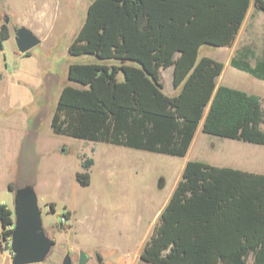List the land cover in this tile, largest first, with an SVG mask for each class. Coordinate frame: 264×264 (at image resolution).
Wrapping results in <instances>:
<instances>
[{
    "label": "trees",
    "instance_id": "1",
    "mask_svg": "<svg viewBox=\"0 0 264 264\" xmlns=\"http://www.w3.org/2000/svg\"><path fill=\"white\" fill-rule=\"evenodd\" d=\"M251 6L264 15V0H91L66 50L92 61L68 65L51 132L183 158L201 123L209 136L264 147V100L217 85L223 63L198 58L203 46H231ZM8 38L3 24L0 44ZM254 54L237 50L229 65L263 80L264 58ZM169 67L173 96L160 78ZM93 161L81 160L75 173L81 188L90 184ZM12 228V213L0 204V252L8 250ZM139 259L264 264V174L186 161Z\"/></svg>",
    "mask_w": 264,
    "mask_h": 264
},
{
    "label": "rangeland",
    "instance_id": "2",
    "mask_svg": "<svg viewBox=\"0 0 264 264\" xmlns=\"http://www.w3.org/2000/svg\"><path fill=\"white\" fill-rule=\"evenodd\" d=\"M90 2L0 0V25L8 17L5 25L14 35L13 28L20 27L17 23L25 19L36 27L34 34L40 39V44L28 52L33 55L31 59L15 58L13 40L2 43L6 72L14 70L17 77L11 76L13 83L3 79L0 84V97L14 94L7 104L0 103V204L10 209L14 219V190L32 185L43 229L55 243L38 264H61L66 254L71 264H77L80 251L88 257L85 264H137L140 249L186 160L215 161L216 140L229 145L226 154L236 162L247 160L244 151L249 147L257 153L264 151L263 146L209 136L202 133L201 126L183 158L53 134L50 120L58 93L69 84L68 65L92 61L89 56L70 57L66 50ZM233 44L236 51L248 48L256 59L264 57V24L252 6ZM198 53L214 58L216 48L203 46ZM224 76L230 87L264 99V84L251 75L229 67ZM171 89L166 83V96ZM88 158L94 160L89 169L90 184L81 188L75 173L82 172L81 160ZM254 158L255 169L261 170L264 155ZM262 167L260 173L264 174ZM11 259L9 244L8 250L0 252V264H11Z\"/></svg>",
    "mask_w": 264,
    "mask_h": 264
},
{
    "label": "water",
    "instance_id": "3",
    "mask_svg": "<svg viewBox=\"0 0 264 264\" xmlns=\"http://www.w3.org/2000/svg\"><path fill=\"white\" fill-rule=\"evenodd\" d=\"M8 22L9 19L5 16L4 23L7 24ZM14 42L17 51L25 54L40 44V39L30 29L20 26L14 30ZM13 204L14 219L10 237L11 264L41 263L55 243L43 229L41 212L32 185L16 188ZM87 261V255L80 251L77 264H85ZM96 261L97 263L101 262L98 255H96ZM61 264H71V258L68 254L63 257Z\"/></svg>",
    "mask_w": 264,
    "mask_h": 264
},
{
    "label": "crops",
    "instance_id": "4",
    "mask_svg": "<svg viewBox=\"0 0 264 264\" xmlns=\"http://www.w3.org/2000/svg\"><path fill=\"white\" fill-rule=\"evenodd\" d=\"M256 13H257L258 16L261 17V19L263 21V24H264V15L262 13H260V12H257V11H256ZM247 19H248V12L246 14L244 23L246 22ZM244 23H243V25H244ZM17 24L19 26H24V27L30 29L33 32V34L35 33L34 30H35L36 27L32 23L28 22L27 20L24 19V20L20 21V23H17ZM2 25H0V28H1ZM13 30H15V29L13 28ZM8 32H9V38L6 41L13 40V42H14V35H12V33H11L9 28H8ZM6 41H4V42H6ZM16 49L14 48V50H16ZM263 51H264V47H263ZM235 52H236V49H235L234 44H232L231 46H228V47L216 48V53L214 55L215 57L212 58V59H214L215 61L221 62L224 65V70H223L222 74L216 80L217 85L229 86V85H227L226 80L224 79L225 78L224 75H226L229 67L233 68V67H231L229 65V62H230V59H231V57L233 56V54ZM26 53L27 54H21V53H19L16 50L14 52V56H15V58L16 57H20V58H25V59H31L33 57V55L29 54L28 52H26ZM200 57H202V56L198 55V58H200ZM263 58H261V59H263ZM79 63H82V62H79ZM249 64L253 67L254 66V61L253 62L249 61ZM6 70H7V67H6V64H5V58L3 56V50H2V45H1L0 46V84H2V82H4L6 79L13 83L12 79H10V78H11V76L14 77V75L17 74L16 72H14V70H13V72L9 71L8 73L6 72ZM234 70H236V69H234ZM172 72H173V68L172 67H169V68H166V69L160 71V78H161V82H162V85H163V92L165 93L166 83H167V86H170L172 88L171 89V93L168 94V96H172L175 93H177V91H178V90H174V88L172 87ZM240 72H242V71H240ZM5 76H7V78H4ZM15 77H17V75ZM3 79H5V80H3ZM255 80H257V79H255ZM257 81H260L261 83L264 84V79L263 80H257ZM15 91H16V86L14 88V92ZM242 91H244V90H242ZM10 96H14V94L12 93V94L8 95V97L1 96L0 97V103H4V105L7 104L8 103L7 100L9 99ZM260 97L262 99L263 96H260ZM199 126H201V123H200ZM199 126H198V128H199ZM198 128H197V130H198ZM197 130H196V132H197ZM220 139H222V138H220ZM194 140H195V136L193 138L192 143L194 142ZM229 140H232V139H229ZM215 142H216L214 144L215 145V150H218V153H217L218 156H217L215 161H211V163H209L210 165L215 166V167H229V168L235 169V170L252 172L253 174H263V173H260V172H262L261 170L263 169L262 166H264V164L261 165V170L255 169V165H256L255 163H256L257 159H255L254 157H256L258 155H264V151L257 153L254 150V148L249 147L248 149H246L244 151V153L246 155L245 158L247 160H250V161L244 160V162H240V161L236 162L233 159H231V156H229V154H226V152H228L229 145H226L225 143L220 142V140H216ZM235 142H238V141H235ZM192 143H191V145H192ZM187 154H188V152H187ZM187 154H186V156H187ZM186 161H189V160H186ZM253 164H254V166H252ZM137 264H145V263L141 262V260L139 259V262Z\"/></svg>",
    "mask_w": 264,
    "mask_h": 264
},
{
    "label": "flooded vegetation",
    "instance_id": "5",
    "mask_svg": "<svg viewBox=\"0 0 264 264\" xmlns=\"http://www.w3.org/2000/svg\"><path fill=\"white\" fill-rule=\"evenodd\" d=\"M95 257H96V255H95ZM77 261H78V259H77ZM101 263V262H100Z\"/></svg>",
    "mask_w": 264,
    "mask_h": 264
}]
</instances>
